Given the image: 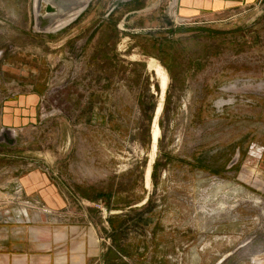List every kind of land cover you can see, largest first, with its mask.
<instances>
[{"label":"rangeland","instance_id":"obj_1","mask_svg":"<svg viewBox=\"0 0 264 264\" xmlns=\"http://www.w3.org/2000/svg\"><path fill=\"white\" fill-rule=\"evenodd\" d=\"M50 1L0 0V229L61 226L38 264H262L264 0H87L54 30Z\"/></svg>","mask_w":264,"mask_h":264},{"label":"crops","instance_id":"obj_2","mask_svg":"<svg viewBox=\"0 0 264 264\" xmlns=\"http://www.w3.org/2000/svg\"><path fill=\"white\" fill-rule=\"evenodd\" d=\"M263 0H178L177 12L186 20L197 19L201 16L207 15H220L224 13L246 10L260 4ZM27 217L29 213L26 210ZM46 220V218L44 219ZM17 224V223H16ZM56 222H48L44 227H29L25 231L23 226H10L0 229V257L3 260L0 263L6 261V264H38V257H41L37 253L35 246L36 241L30 238L32 234L38 235L43 234L46 239L48 247L52 248L56 245L58 232L63 229L61 226L54 227ZM71 230L67 231L72 233L76 226L70 227ZM59 230V231H58ZM68 230V228L66 229ZM27 233L29 236L27 239L21 235ZM61 233V232H60ZM26 240L27 244L23 243ZM71 240L72 237H71ZM71 241L70 248L66 250V254H53L49 253L43 258V264H89L91 251H96V257L99 256L101 250L90 243L87 240L80 242L77 246ZM26 247V248H25ZM64 256V257H63Z\"/></svg>","mask_w":264,"mask_h":264},{"label":"bare ground","instance_id":"obj_3","mask_svg":"<svg viewBox=\"0 0 264 264\" xmlns=\"http://www.w3.org/2000/svg\"><path fill=\"white\" fill-rule=\"evenodd\" d=\"M81 1L82 0H64V1L53 0L52 3L49 2L48 6L51 7L55 11L54 14H56L55 16L53 15V13L48 14V17H51V16L54 17V20L50 22L51 23L50 27H52V24L55 22V20L57 18L58 19L60 18L61 20L62 19L65 20L64 22L70 21L73 18H75L82 11V8L85 7L86 2H87L86 0H84V3H81ZM151 63H152V61H151ZM157 73L162 78L163 95H164L165 89L167 86V80H168L167 74L159 66H157ZM158 138H159V128L156 124L155 128H154L155 147H156V144L158 142ZM150 176H151V170H149V172H148V177L150 178ZM24 214H25V216H27L26 212ZM262 262H260V263L264 264V260H262Z\"/></svg>","mask_w":264,"mask_h":264},{"label":"flooded vegetation","instance_id":"obj_4","mask_svg":"<svg viewBox=\"0 0 264 264\" xmlns=\"http://www.w3.org/2000/svg\"><path fill=\"white\" fill-rule=\"evenodd\" d=\"M86 1H87V0H86ZM50 2L52 3L53 0H51ZM55 15H56V14H55ZM64 21H65V20H63V19L61 20L60 18H59V19L57 18V19L55 20V22L53 23V25H52L51 28L54 30V29H56L57 27L62 26V25L64 24Z\"/></svg>","mask_w":264,"mask_h":264},{"label":"trees","instance_id":"obj_5","mask_svg":"<svg viewBox=\"0 0 264 264\" xmlns=\"http://www.w3.org/2000/svg\"><path fill=\"white\" fill-rule=\"evenodd\" d=\"M109 256H112V257H115V254L113 253V251H109V253H108V255H107V258L109 257Z\"/></svg>","mask_w":264,"mask_h":264},{"label":"water","instance_id":"obj_6","mask_svg":"<svg viewBox=\"0 0 264 264\" xmlns=\"http://www.w3.org/2000/svg\"><path fill=\"white\" fill-rule=\"evenodd\" d=\"M52 11H54V10L51 7L48 6V12H52Z\"/></svg>","mask_w":264,"mask_h":264}]
</instances>
